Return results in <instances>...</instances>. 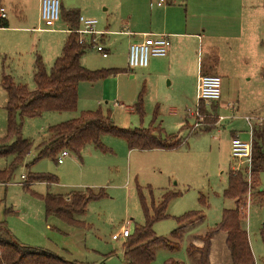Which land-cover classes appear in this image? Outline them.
Listing matches in <instances>:
<instances>
[{
    "label": "rangeland",
    "instance_id": "obj_1",
    "mask_svg": "<svg viewBox=\"0 0 264 264\" xmlns=\"http://www.w3.org/2000/svg\"><path fill=\"white\" fill-rule=\"evenodd\" d=\"M26 1L28 0H0V7L4 8L11 24L25 21L27 27L34 28L25 32H11V36L0 34V66L3 63L6 73L13 76L17 83L34 90L32 65L35 56H42V60L48 58L54 44L62 46L65 34L37 31L38 27L45 26L40 21L38 23L34 10L28 9ZM59 1L60 19L53 27L63 26L64 10H68L63 6L67 5L84 17L96 19V29L110 34L108 41L106 40L109 54L102 57L93 47H88L82 57L83 66L90 70L117 68L122 71L94 82H80L75 112H46L23 120L21 137L31 141L32 147L22 164L14 170L10 180L7 183L0 182V222H6L18 242L46 249L69 262L126 264L123 249L126 238L113 239L112 235L123 226L132 235L136 227L144 223L137 188L142 189L148 205L151 198L157 202L165 191H172L177 195L167 204L168 216L153 223L152 229L157 236L177 241L180 248L175 251L157 248L152 264H163L167 259L190 264L186 247L191 235L195 232L203 233L220 220L224 208L234 207L233 199L223 197L228 171L236 165L229 154V143L233 134L244 142L251 140V124L257 122V119H251V124L247 126L242 116L247 114L264 120L262 75L253 72L252 63L247 71L251 78L249 88L242 79L234 88L233 83L226 84L225 79H222L221 101L224 100L225 93L227 98L235 89L241 93L243 91L238 112L217 108V115L224 119L213 126L217 116L214 115V106H208L201 112L202 125L193 128L194 117L188 113L190 110L194 111L197 103L196 67L199 66L200 69V65L206 60L211 64L216 60L214 53L210 52L208 56L205 39L204 42H199L197 38H192V42H188L193 61L189 65L187 77L171 76L172 82L168 77L151 78L147 85L143 81L141 68H128L127 54L129 44L140 39L138 34L150 30V25L160 22L150 18V10H155L154 5L150 4L157 0ZM165 3L166 1L162 5ZM120 31L135 34L120 35ZM16 37L22 38H18L20 47L13 43ZM47 62L44 64L46 63L45 67L49 71L53 62ZM205 72L210 71L203 70V74ZM142 89L141 116L136 111L135 103ZM257 94L260 98L254 102ZM252 95L254 98L250 99ZM5 102L6 93L0 86V137L6 132V113L3 108ZM232 102L231 99L230 106ZM96 109L103 113L109 112L115 126L130 129L148 127L156 110L155 124L159 123L167 134H177L181 145L174 149L129 150L123 138L103 134L100 141L108 152L103 153L88 144L82 150L81 158L69 152L61 164L56 163L57 155L54 159L46 156L33 162L38 153L37 145L49 136V126L75 118L83 110ZM256 129L264 132V123ZM12 158V155L0 156V170L8 167ZM241 169L247 172L246 167ZM29 173L54 175L58 181L50 184L32 183L29 190H26L22 187L25 182L22 175L27 176ZM248 181L250 186L251 177ZM259 184V189L264 190V171L259 173ZM147 186L151 188V195ZM86 189L94 193L103 191L104 196L90 201L85 211L76 215L78 220L84 222L85 227L69 225L56 216L44 215L43 202L38 195L46 192L65 195L71 191ZM201 195L204 202L199 200ZM262 200L264 201V197L257 193V189L249 187L244 207L245 228L256 264H262L259 254L263 250L260 237V233L264 231ZM6 210L12 213L9 211L6 214ZM194 210H199L204 215L202 222L195 224L190 232H182L179 239H173L171 232L181 225L184 229L187 225V222L178 224L176 217Z\"/></svg>",
    "mask_w": 264,
    "mask_h": 264
},
{
    "label": "trees",
    "instance_id": "obj_2",
    "mask_svg": "<svg viewBox=\"0 0 264 264\" xmlns=\"http://www.w3.org/2000/svg\"><path fill=\"white\" fill-rule=\"evenodd\" d=\"M78 12L68 10L64 12L63 20L68 24L71 32L65 39L61 53L53 61L50 70L47 71L42 58L37 55L34 59L33 82L34 90L28 89L24 84H17L12 76L2 73L0 86L6 93L4 110L6 113V132L0 137V156L12 155V161L8 167L0 170V182L7 183L14 170L22 164L25 156L32 147L31 141L21 137V126L25 118L41 116L46 112H75L77 107V86L80 82H94L107 76L117 74L122 69H97L85 68L80 59L88 48V45L78 43L77 29ZM4 26V25H3ZM142 92L135 103L136 111L142 116ZM204 107L201 106V111ZM157 111L153 113V119L148 127L120 128L113 124L110 113H103L100 109L83 110L79 115L70 120L51 125L47 128L49 136L38 145L36 160L42 157L54 159L58 152L67 149L70 153L81 158L82 150L91 144L99 151L105 153L108 149L101 143L103 134H112L123 138L129 150L140 149H174L181 145V139L177 134L166 133L158 123L155 124ZM253 127L252 131V165L251 183L247 181L246 172L239 170L228 171L226 187L223 190L225 199H233L234 207L224 208L221 218L203 235H199L201 246L190 243L186 247V253L197 252V264H210L209 250L210 240L214 233L225 232V245L229 251L231 264H255V259L249 244L248 233L245 228L246 193L256 188L257 193L264 197V190L259 189V173L264 171V132ZM208 130V129H206ZM32 162V163H33ZM22 184L29 190L33 182L56 183L57 177L45 173H29ZM146 189L152 194L150 186ZM139 200L144 215V223L137 226L135 232L128 237L123 244L124 259L126 264H152L157 248H166L172 251L178 250L180 244L166 237L157 236L152 225L158 220L166 218L167 204L177 195L176 192L165 191L159 201L151 198L148 205L143 196L142 189L137 188ZM104 196V192L94 193L90 189L85 191H71L65 195L51 194L49 192L38 195L43 202L46 217L56 216L65 223L76 227H85L83 221L76 218L82 214L87 204ZM204 202V197L200 196ZM263 201V200H262ZM264 202V201H263ZM10 211V210H9ZM6 210V214L9 213ZM11 212V211H10ZM199 210L188 211L176 217L178 224L192 223L203 219ZM183 226L175 228L171 232L173 239H179ZM264 247V231L260 233ZM264 264V256L262 259ZM0 264H77L69 262L60 256L43 248L32 247L18 242L7 229L5 222H0ZM163 264H183L182 262L167 259Z\"/></svg>",
    "mask_w": 264,
    "mask_h": 264
},
{
    "label": "crops",
    "instance_id": "obj_3",
    "mask_svg": "<svg viewBox=\"0 0 264 264\" xmlns=\"http://www.w3.org/2000/svg\"><path fill=\"white\" fill-rule=\"evenodd\" d=\"M157 2L158 0L155 3L150 2L151 3L150 5L152 6L154 5L155 8L154 11L150 10V18H153L154 21L160 20V22H158V24H155L154 26L150 25L151 26L149 28L150 30L143 31L141 32V34H138L140 36V39L138 41L142 40L144 36L147 34H167L170 40V47L168 49L166 56L151 57L147 67L141 68V75L143 81L147 83V85L151 78L168 77L171 80V76L174 77L188 76V68L193 61L192 55L189 51L188 42H192L191 41L192 38H197L199 42L200 41L204 42L205 39V45L208 56L210 52L216 55V60L214 63L211 64L210 61L206 60V62L202 64V66L200 65V69L199 66L196 67L197 70L196 76H198L199 74H203V70L210 71L207 73L205 72V74H216L220 76L221 91H222V79H225L226 84L229 83L230 85H232L233 83V88L236 87L239 84V80L242 79L247 84L246 86H248L249 88L251 78L247 71L252 63L254 64L253 72L258 73V75L261 74L263 78L264 0H183V1L166 0V3L164 5H157ZM26 3L28 9L32 8L34 10L33 13L36 14L39 23L40 0H28L25 2V4ZM63 7L64 8L67 7L68 10H74V9H70V7L67 5H64ZM68 10H64V12ZM20 11H22V9ZM77 12L78 15H80L79 11ZM151 12L153 13L151 14ZM0 23H2L0 26V34H7V36H11L10 35L11 32H25L28 31L29 29L32 30L34 29L27 27L25 21L18 24H11L10 20H8L7 17L0 20ZM78 28H80L79 22H77V29ZM37 31L51 32V33L57 32L60 34L61 33L65 34L64 38H62V46H63V43L71 30H69L68 24L63 20V26L61 27H52L50 29L38 27ZM121 32L122 31H120V35L132 36V34H135L130 31L128 32L123 31L122 33ZM108 35L110 34L107 33L105 36H103L102 42L107 50V53L109 54L110 52L109 46L106 44ZM18 38L22 40L21 37H16L13 39V43L20 47ZM54 45L55 47H53L50 50V54L47 55L48 58H45L43 62L45 61L53 62L56 59V57L60 55L62 46L61 45L58 46V44H54ZM82 57L80 59V63L83 65ZM32 66H33L32 67V76H33L34 61ZM2 73L9 74L6 73L3 63H1L0 66V76ZM196 76L195 78H197ZM12 78L14 80L13 76ZM263 82H264V78H263ZM248 88H246V90ZM241 97L243 98V91L241 93L240 91H238V89H235V91L232 94L227 95V98L225 93L224 100L222 101L220 100L221 99V95H220L219 100L215 101L212 104V106H214L213 107V111L215 113L214 115L217 116L218 118L217 119L215 117L216 120H214L213 126H215L219 122V120L224 119L223 116L217 115V108L235 111V113H237L241 105ZM252 98H254V95L250 97V99ZM259 98L260 96H258L257 94L254 98V102L258 101ZM231 99L233 102L232 105L230 106ZM237 115H234V117H237ZM220 117H222V119H220ZM242 118L246 121L247 126L251 124L249 123L251 119H257V122L251 124L252 129L253 126L256 127L264 123V120H260L254 116H247V114L242 116ZM246 118H248V120H246ZM233 136H235V134H233ZM229 154H230V150H229ZM56 163H57V157H56ZM57 164H61V163H57ZM14 212L16 211L14 210ZM44 215H45V211H44ZM202 220H199L198 222L196 221L192 223H187V225L184 227L182 232L186 230H189L190 232V230L193 227H195V224L202 222ZM5 225L12 234L6 222ZM206 230L203 233L202 232L193 233L190 237V241L188 244L192 243L195 246L198 247L201 246L202 243L201 240L198 239V236L203 235L206 232ZM225 238H226V233L221 231L214 233L213 236L211 237L210 250H209L210 264H231L229 251L225 245ZM259 254L260 257L263 259L264 247L261 253ZM198 256L199 254L197 252L188 254V259L190 264H197ZM255 264H256V260H255Z\"/></svg>",
    "mask_w": 264,
    "mask_h": 264
},
{
    "label": "built area",
    "instance_id": "obj_4",
    "mask_svg": "<svg viewBox=\"0 0 264 264\" xmlns=\"http://www.w3.org/2000/svg\"><path fill=\"white\" fill-rule=\"evenodd\" d=\"M166 0H158L157 5H162ZM6 17L5 10L0 7V20ZM60 19V1L59 0H40L39 21L50 29L56 21ZM78 22L80 28L74 29L73 32L78 34V43L86 44L93 47L102 57L107 56V50L102 42L106 31L96 29L97 21L94 18L79 15ZM71 32V31H70ZM170 47V40L167 34H147L140 41L130 43L127 54V66L129 69L147 67L151 57H164L167 55ZM264 78V74H263ZM197 103L194 111H189V116L194 117L193 128L202 125L201 106L207 109L215 101H218L221 95V78L216 74H199L197 76ZM222 119V117H220ZM248 120V118H246ZM251 127V126H250ZM251 140L244 142L238 136H233L230 140V157L236 162L231 168L233 172H238L240 168L246 167L247 181L250 178L252 165V130H250ZM69 155L67 149H62L57 155V163H62L63 159ZM25 179V176L22 175ZM130 235L126 227L112 235L113 239L119 237L126 238Z\"/></svg>",
    "mask_w": 264,
    "mask_h": 264
}]
</instances>
